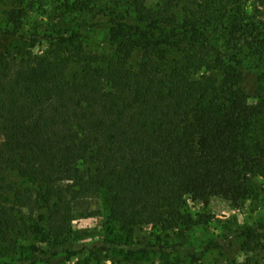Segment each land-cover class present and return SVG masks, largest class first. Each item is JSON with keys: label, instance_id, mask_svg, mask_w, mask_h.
Masks as SVG:
<instances>
[{"label": "trees", "instance_id": "16d2710c", "mask_svg": "<svg viewBox=\"0 0 264 264\" xmlns=\"http://www.w3.org/2000/svg\"><path fill=\"white\" fill-rule=\"evenodd\" d=\"M58 2L35 54L20 34L25 6L0 30V264L156 253L133 246L134 231L190 230L188 198L264 204V86L253 85L264 0ZM97 29L106 53L87 50ZM84 198L102 200L124 241L73 243L72 202ZM211 250L230 258L236 245L201 254Z\"/></svg>", "mask_w": 264, "mask_h": 264}, {"label": "rangeland", "instance_id": "374dc122", "mask_svg": "<svg viewBox=\"0 0 264 264\" xmlns=\"http://www.w3.org/2000/svg\"><path fill=\"white\" fill-rule=\"evenodd\" d=\"M59 0H0V30H10L7 13L13 8L25 6L28 11L22 22L20 34L27 38L24 43L25 51L37 53L36 34H44L48 28L53 11L59 8ZM68 0H63V2ZM33 4V10L30 9ZM88 51L102 54L109 51V43L105 31L101 29L90 32L86 39ZM14 44V43H13ZM36 44L35 47H30ZM20 45V44H19ZM264 68V67H263ZM253 85L264 86V73L256 72ZM2 140L0 139V145ZM67 178L56 181L55 186L62 188L68 184ZM185 214L199 221L198 225L184 231L178 230L167 233L160 232L157 227L144 225L137 228L132 237L133 246L152 244L156 253H137V255L115 254L113 252L99 254L97 260L70 255L64 264H174L181 259L180 250H184V264H226L224 260L235 261L236 264H264V204L252 198L241 199L234 197L226 200L209 198L197 202L190 198L186 200ZM43 212H33L38 218ZM252 229L254 237L246 238L244 233ZM70 239L74 244H92L103 239L124 241L119 226L110 222L108 210L100 198H84L72 202L70 218ZM219 242L226 246L236 245L232 257L220 256L218 251L201 254L205 245ZM178 246V247H177ZM189 250L185 251V248ZM164 249L165 254L161 252ZM195 254L196 256H191Z\"/></svg>", "mask_w": 264, "mask_h": 264}]
</instances>
